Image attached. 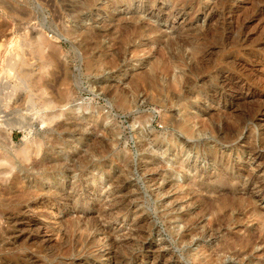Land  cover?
Masks as SVG:
<instances>
[{
	"label": "rangeland",
	"instance_id": "rangeland-1",
	"mask_svg": "<svg viewBox=\"0 0 264 264\" xmlns=\"http://www.w3.org/2000/svg\"><path fill=\"white\" fill-rule=\"evenodd\" d=\"M0 1V264H264V0Z\"/></svg>",
	"mask_w": 264,
	"mask_h": 264
},
{
	"label": "bare ground",
	"instance_id": "bare-ground-1",
	"mask_svg": "<svg viewBox=\"0 0 264 264\" xmlns=\"http://www.w3.org/2000/svg\"><path fill=\"white\" fill-rule=\"evenodd\" d=\"M3 6H4L3 2L0 1V7H3ZM10 64H11V63H10ZM12 65H14V64H12ZM12 65H11V66H12Z\"/></svg>",
	"mask_w": 264,
	"mask_h": 264
}]
</instances>
